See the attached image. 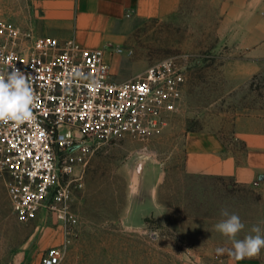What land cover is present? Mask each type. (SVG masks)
<instances>
[{
	"label": "rangeland",
	"instance_id": "1",
	"mask_svg": "<svg viewBox=\"0 0 264 264\" xmlns=\"http://www.w3.org/2000/svg\"><path fill=\"white\" fill-rule=\"evenodd\" d=\"M36 2L0 0V21L40 34ZM226 2L182 0L174 16L131 18L116 40L105 44L118 80L177 57L187 71L182 103L151 139L125 137L94 152L82 185L71 183L69 206L78 222L68 230L48 210L22 220L0 178V264H43L55 245L64 250L59 264H264V249L237 259L228 251L231 242L214 229L225 219L223 208L244 223L238 238L250 234L264 221L263 190L186 169L189 136H213L241 155L245 145L235 136L237 122L264 109V62L251 60L223 38ZM218 248L225 251L218 254Z\"/></svg>",
	"mask_w": 264,
	"mask_h": 264
},
{
	"label": "built area",
	"instance_id": "2",
	"mask_svg": "<svg viewBox=\"0 0 264 264\" xmlns=\"http://www.w3.org/2000/svg\"><path fill=\"white\" fill-rule=\"evenodd\" d=\"M106 47L0 21V73L20 69L36 96L30 121L0 124V178L22 220L48 210L66 230L75 225L71 183L82 185L94 152L125 137L151 139L182 103L187 71L177 57L118 80ZM63 255L51 246L43 264H59Z\"/></svg>",
	"mask_w": 264,
	"mask_h": 264
},
{
	"label": "crops",
	"instance_id": "3",
	"mask_svg": "<svg viewBox=\"0 0 264 264\" xmlns=\"http://www.w3.org/2000/svg\"><path fill=\"white\" fill-rule=\"evenodd\" d=\"M182 0H37L35 28L42 35L74 38L86 46H104L116 40L131 18H167L177 14ZM223 38L251 60L264 62V0H227L221 25ZM236 137L245 151H227L208 135L187 141L186 169L212 177H232L257 184L264 192V109L239 119ZM229 264H261L256 260Z\"/></svg>",
	"mask_w": 264,
	"mask_h": 264
},
{
	"label": "clouds",
	"instance_id": "4",
	"mask_svg": "<svg viewBox=\"0 0 264 264\" xmlns=\"http://www.w3.org/2000/svg\"><path fill=\"white\" fill-rule=\"evenodd\" d=\"M11 67L10 72L0 73V124H22L33 118L36 96L30 76L14 66ZM220 214L225 219L216 223L214 229L231 242L229 253L237 259L259 255L264 249V230L260 227L264 221L253 225L250 234L240 239L238 235L245 228L240 217L223 208ZM224 251L223 248L217 249L218 254Z\"/></svg>",
	"mask_w": 264,
	"mask_h": 264
}]
</instances>
